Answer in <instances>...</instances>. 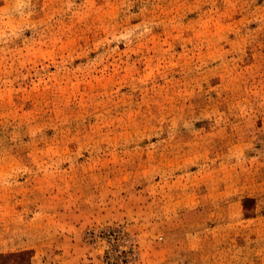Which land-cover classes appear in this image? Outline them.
Segmentation results:
<instances>
[{
    "label": "rangeland",
    "instance_id": "rangeland-1",
    "mask_svg": "<svg viewBox=\"0 0 264 264\" xmlns=\"http://www.w3.org/2000/svg\"><path fill=\"white\" fill-rule=\"evenodd\" d=\"M0 264H264V0H0Z\"/></svg>",
    "mask_w": 264,
    "mask_h": 264
},
{
    "label": "built area",
    "instance_id": "built-area-1",
    "mask_svg": "<svg viewBox=\"0 0 264 264\" xmlns=\"http://www.w3.org/2000/svg\"><path fill=\"white\" fill-rule=\"evenodd\" d=\"M133 250L131 249V250H129V251H127V253H130V252H132Z\"/></svg>",
    "mask_w": 264,
    "mask_h": 264
}]
</instances>
